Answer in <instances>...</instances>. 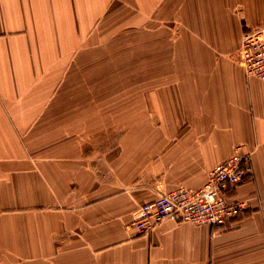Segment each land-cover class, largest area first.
<instances>
[{"label":"crops","instance_id":"0c3cea01","mask_svg":"<svg viewBox=\"0 0 264 264\" xmlns=\"http://www.w3.org/2000/svg\"><path fill=\"white\" fill-rule=\"evenodd\" d=\"M263 23L264 0H0V264H264V82L238 61ZM237 151L238 217L133 226Z\"/></svg>","mask_w":264,"mask_h":264},{"label":"built area","instance_id":"2783aa9c","mask_svg":"<svg viewBox=\"0 0 264 264\" xmlns=\"http://www.w3.org/2000/svg\"><path fill=\"white\" fill-rule=\"evenodd\" d=\"M238 61L249 77L264 82V23L244 32ZM253 175L252 153L237 151L210 171L202 188L178 187L144 205L133 226L141 234H149L171 219L193 225L225 226L248 208L247 201L233 198L227 192Z\"/></svg>","mask_w":264,"mask_h":264},{"label":"rangeland","instance_id":"374dc122","mask_svg":"<svg viewBox=\"0 0 264 264\" xmlns=\"http://www.w3.org/2000/svg\"><path fill=\"white\" fill-rule=\"evenodd\" d=\"M120 30H121V28H120ZM123 30H127V29H122L120 32V35L124 34ZM129 35H131V33H129Z\"/></svg>","mask_w":264,"mask_h":264}]
</instances>
